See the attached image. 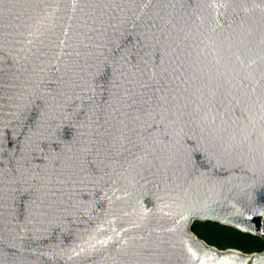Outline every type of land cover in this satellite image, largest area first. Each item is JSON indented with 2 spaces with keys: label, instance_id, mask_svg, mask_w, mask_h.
Listing matches in <instances>:
<instances>
[{
  "label": "water",
  "instance_id": "obj_1",
  "mask_svg": "<svg viewBox=\"0 0 264 264\" xmlns=\"http://www.w3.org/2000/svg\"><path fill=\"white\" fill-rule=\"evenodd\" d=\"M264 0H0V264H264Z\"/></svg>",
  "mask_w": 264,
  "mask_h": 264
},
{
  "label": "trees",
  "instance_id": "obj_2",
  "mask_svg": "<svg viewBox=\"0 0 264 264\" xmlns=\"http://www.w3.org/2000/svg\"><path fill=\"white\" fill-rule=\"evenodd\" d=\"M192 233L209 246L223 252L236 250L248 255L264 252V238L260 236L251 237L216 223L195 222Z\"/></svg>",
  "mask_w": 264,
  "mask_h": 264
},
{
  "label": "bare ground",
  "instance_id": "obj_3",
  "mask_svg": "<svg viewBox=\"0 0 264 264\" xmlns=\"http://www.w3.org/2000/svg\"><path fill=\"white\" fill-rule=\"evenodd\" d=\"M262 229H263V231H264V221H263V223H262Z\"/></svg>",
  "mask_w": 264,
  "mask_h": 264
},
{
  "label": "rangeland",
  "instance_id": "obj_4",
  "mask_svg": "<svg viewBox=\"0 0 264 264\" xmlns=\"http://www.w3.org/2000/svg\"><path fill=\"white\" fill-rule=\"evenodd\" d=\"M248 255V254H247ZM250 255V254H249Z\"/></svg>",
  "mask_w": 264,
  "mask_h": 264
}]
</instances>
